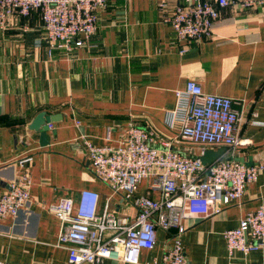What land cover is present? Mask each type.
<instances>
[{
	"label": "crops",
	"instance_id": "0c3cea01",
	"mask_svg": "<svg viewBox=\"0 0 264 264\" xmlns=\"http://www.w3.org/2000/svg\"><path fill=\"white\" fill-rule=\"evenodd\" d=\"M174 5L169 0L161 11L158 0H105L94 33L70 53L48 52L36 11L0 28V193L20 175L17 161L32 157L28 204L16 217L0 220V260L67 264L68 251L56 245L61 223L48 206L64 197L77 200L83 189L99 194V212L107 209L129 218L137 214L123 193H114L93 175L83 142L116 145L130 123L153 131L154 146L169 142L187 157L201 159L209 151L213 161L264 165L263 12L226 7L210 37L178 44L165 21ZM180 44L187 48L183 53ZM187 80L196 81L205 93L235 101L241 113L236 133L245 144L229 149L191 142L179 137L178 122L167 125L175 92ZM40 112L53 117L46 124L47 141L29 127ZM136 193L160 199L145 179ZM262 204L264 168L241 200L218 205L207 216L184 218L188 263L264 264V244L249 253L229 252L224 238L226 230ZM175 233L174 228L157 227L155 246L140 251L138 264L159 262ZM98 264L133 263L106 259Z\"/></svg>",
	"mask_w": 264,
	"mask_h": 264
},
{
	"label": "built area",
	"instance_id": "2783aa9c",
	"mask_svg": "<svg viewBox=\"0 0 264 264\" xmlns=\"http://www.w3.org/2000/svg\"><path fill=\"white\" fill-rule=\"evenodd\" d=\"M168 1L158 0L161 11ZM104 3L105 0H0V28L36 11L48 52L59 49L70 53L94 33L97 13ZM226 7L259 8L264 14V0H175L165 21L178 44L202 40L211 36L220 10ZM180 45V53L185 52L187 48ZM175 95L176 104L168 112L166 123L169 127L180 124V138L229 149L245 144L236 133L241 113L231 98L205 93L194 80H187ZM153 136V131L130 123L116 145L95 146L83 141L93 175L114 193H123L137 214L129 218L117 217L107 209L99 212V194L88 189L81 190L77 200L64 197L49 205L61 223L56 245L68 251L67 264H98L106 259L138 264L140 251L155 246L157 227L174 228L176 233L161 260L154 264H189L183 252L186 227L182 220L207 216L218 205L241 200L246 186L264 168L262 163L246 165L229 159L203 163L199 157L173 150L169 142L154 146ZM31 161L30 155L17 161L20 175L0 193V220L16 217L28 204ZM143 179L160 192V199L136 193ZM224 238L229 252L260 249L264 244V204L242 217L237 227L226 230ZM0 264L11 263L0 260Z\"/></svg>",
	"mask_w": 264,
	"mask_h": 264
},
{
	"label": "water",
	"instance_id": "95a60500",
	"mask_svg": "<svg viewBox=\"0 0 264 264\" xmlns=\"http://www.w3.org/2000/svg\"><path fill=\"white\" fill-rule=\"evenodd\" d=\"M53 119L52 116L50 115H46L45 112H40L38 113L35 118L33 119V121L31 122V124L29 125L30 129H34V130H38L40 131L41 134V138L45 139L47 141V138L45 137L46 135V131H47V123L51 122ZM219 149V153L223 150ZM203 163H211L214 159H212L209 155V151L205 152L204 157L201 158Z\"/></svg>",
	"mask_w": 264,
	"mask_h": 264
}]
</instances>
